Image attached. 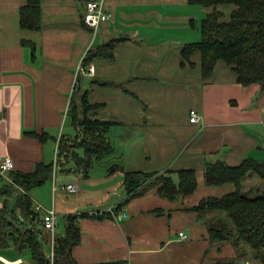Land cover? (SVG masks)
<instances>
[{"label": "crops", "instance_id": "1", "mask_svg": "<svg viewBox=\"0 0 264 264\" xmlns=\"http://www.w3.org/2000/svg\"><path fill=\"white\" fill-rule=\"evenodd\" d=\"M87 1L40 0L41 28L33 31L20 26L25 0H0V162L13 160L10 173L53 164L61 137L77 135L68 111L79 87L99 105L97 119L116 122L106 132L114 152L85 168L79 159L87 157L76 149L78 162L70 153L61 157L51 180L28 193L32 203L57 212L59 236L65 216L87 214L77 221L80 241L71 252L77 264H259L239 244L213 241L209 225L216 214L194 207L234 190L231 184L207 186V163H264V91L242 87L221 60L208 78L201 75L199 53L182 64L181 49L200 41L199 22L209 9L189 0H104L110 18L92 42L82 24ZM218 10L228 20L232 7ZM120 37L129 40L114 46L113 59H94L93 75L76 82L85 53ZM190 110L198 112L197 124L189 122ZM180 170L195 171L192 194L171 201L148 183L117 220L113 208L127 196L125 171ZM71 184L74 194L65 190ZM15 199L8 198L10 208ZM96 212L111 214L90 217ZM0 264L36 263L27 250L9 246L0 248Z\"/></svg>", "mask_w": 264, "mask_h": 264}, {"label": "trees", "instance_id": "2", "mask_svg": "<svg viewBox=\"0 0 264 264\" xmlns=\"http://www.w3.org/2000/svg\"><path fill=\"white\" fill-rule=\"evenodd\" d=\"M189 3L207 8L209 12L199 22L200 41L185 44L181 49L182 64L189 62L194 53H199L201 75L208 78L216 61L221 60L235 73L236 81L242 87L256 84L264 91V0H189ZM223 5L232 7L228 20H224L223 13L218 10ZM82 24L86 26L83 19ZM20 26L40 30V0H25L20 8ZM128 40L120 37L89 49L82 58V67L86 69L94 59L112 60L114 46ZM81 77L79 73L76 82H80ZM98 107V104L89 103L86 91L81 92L79 87L76 88L70 99L68 115L78 132L70 140L61 137L60 157L70 153L71 158L78 162L80 157L75 151L82 149L87 158L79 159V165L88 168L92 159L98 160L114 152L106 132L116 122L97 119L94 111ZM38 137L42 138V135ZM118 169L112 167L110 171ZM249 173L256 174L264 181V163L252 158H245L236 166H228L222 161L207 163L203 170L206 185L216 187L231 184L234 190L219 198L202 199L194 211L216 214L210 220H218L220 224L214 225L212 222L209 225L213 241H233L242 248L248 247L252 252V262L264 264V195L255 198L242 195V183ZM155 174L125 171L123 184L127 196L113 208V214L116 216L122 212L130 199L138 196L143 185ZM172 174H176V182ZM51 177L52 164L43 163L37 164L31 173H10L11 182L0 176V198L4 197L0 207V248L12 246L20 252L27 250L36 264H49L46 257L48 235L39 222V216L33 211L28 193L50 181ZM153 184L158 186L157 192L161 197L171 201L192 194L197 187L194 170L168 171L156 178ZM17 188L23 192H18ZM14 195L15 203L10 208L8 198ZM109 214L102 212L90 217L101 219ZM86 215L65 216L64 233L55 240L53 264H77L71 252L80 241L77 221Z\"/></svg>", "mask_w": 264, "mask_h": 264}, {"label": "built area", "instance_id": "3", "mask_svg": "<svg viewBox=\"0 0 264 264\" xmlns=\"http://www.w3.org/2000/svg\"><path fill=\"white\" fill-rule=\"evenodd\" d=\"M110 15L107 14L104 10V0H89L84 4V13L83 21L86 26H88L95 37L97 35L98 29L103 22L108 21ZM83 58V57H82ZM84 74L85 76H92L94 73V67L90 64L84 69L82 67V59L79 61L76 68L75 80L78 74ZM199 114L196 110H190L189 112V122L191 124H197L199 122ZM58 145L55 150V158L52 164L53 169L57 168L60 160ZM14 169L13 160L10 157H4L0 162V176L6 181L11 182L9 178V173ZM65 190L70 193H76L77 189L75 185H67ZM18 192H23L21 189L17 188ZM33 211L39 216V222L42 225L44 231L49 235L47 238V248H46V257L49 261V264L54 262V245L56 240V234L58 229V214L54 209H45L41 205L35 203L33 204ZM111 213V212H110ZM100 215L102 213L96 212L94 215ZM126 215L124 213L116 215L117 220H121ZM180 237L183 236L182 233L179 234Z\"/></svg>", "mask_w": 264, "mask_h": 264}, {"label": "rangeland", "instance_id": "4", "mask_svg": "<svg viewBox=\"0 0 264 264\" xmlns=\"http://www.w3.org/2000/svg\"><path fill=\"white\" fill-rule=\"evenodd\" d=\"M182 20H183V18H182ZM95 37L94 36L92 37V42L96 40ZM82 75H84V74H82ZM58 143L60 144V141ZM58 149H59V145H58ZM165 173H162V174H157L156 173L155 176H153L148 183L152 184L156 178L158 179L159 176H162ZM148 183H146V184H148ZM145 185H143V186H145ZM241 193H242V195H244L247 198H255V197H259V196L264 195V181H262L261 179H259L256 174L249 173L248 176L246 177V179L242 183ZM33 204L34 203H32V206H33ZM221 216L223 217L224 216V213ZM217 221L214 222V220H213L210 223L213 222L214 225L220 224ZM62 231H63V228L61 227V232L57 231V233L58 234H61ZM58 234H56V237L59 236ZM48 237H49V235H48ZM47 245H48V242H47ZM244 249L247 250V252H248V259L251 258L250 260L253 261V258L251 256L252 252L250 251V249L248 247H246Z\"/></svg>", "mask_w": 264, "mask_h": 264}]
</instances>
